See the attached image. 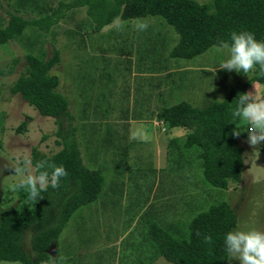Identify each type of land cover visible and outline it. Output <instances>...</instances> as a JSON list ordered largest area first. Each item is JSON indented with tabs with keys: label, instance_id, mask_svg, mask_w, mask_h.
Segmentation results:
<instances>
[{
	"label": "rangeland",
	"instance_id": "374dc122",
	"mask_svg": "<svg viewBox=\"0 0 264 264\" xmlns=\"http://www.w3.org/2000/svg\"><path fill=\"white\" fill-rule=\"evenodd\" d=\"M45 1L54 8L59 1L73 0ZM44 3L0 0V27L13 12L27 19L50 14ZM141 23L145 25L143 30L136 28ZM94 24L87 6H72L47 31L30 25L18 38L0 44V212L8 208L21 211L33 205L25 190L14 187L22 176L35 174L34 166H25L23 161H30L33 146L46 153L57 151L61 147L57 144V129L76 126L84 163L96 168L99 162L104 181L98 197L72 213L56 243L51 245L49 252L53 258L59 257L60 264H175L157 254L149 234L150 224L155 222L173 236L183 238L188 236L193 216L222 200L229 202L237 214L234 229L264 231V142L252 146L247 135L241 137V180L231 181L227 188L211 185L204 177L197 146L180 158L168 151L159 133L158 144L150 133L129 134L126 118L139 111L130 73L121 57L125 50L134 55L128 52L133 48L130 42L138 49L148 42L156 45L157 49L149 52L151 57L159 56L168 66H175L172 78L177 76L183 82L175 102L184 100L195 106L223 99L234 84L249 79L253 70L245 74L217 68L228 52L220 45L192 58L171 56L179 34L159 15L117 18L98 31H93ZM54 49L59 50L60 61L51 72L58 75V90L69 100L74 115L71 124L66 116L57 122L39 114L20 94L10 92L11 84L24 68L26 54L48 58ZM205 67L214 72L207 73ZM200 72L208 77L209 88L193 81ZM83 80L95 82V98L88 92L80 99ZM69 83L74 93L76 89L77 97L72 96ZM82 88L90 89L86 85ZM246 92L253 93L256 100H264V83L251 81ZM145 106L153 105L139 104L138 108ZM158 128L165 136L167 127ZM94 145L101 149L100 158H94ZM126 150L132 151L129 158ZM21 167L26 170L15 171ZM32 235L33 228L28 227L22 236V246L31 257ZM0 264L19 261L2 260ZM227 264L238 262L228 260Z\"/></svg>",
	"mask_w": 264,
	"mask_h": 264
},
{
	"label": "trees",
	"instance_id": "16d2710c",
	"mask_svg": "<svg viewBox=\"0 0 264 264\" xmlns=\"http://www.w3.org/2000/svg\"><path fill=\"white\" fill-rule=\"evenodd\" d=\"M44 2V9L51 13L42 17L27 19L11 13L0 27V44L18 38L30 25L47 31L57 17L65 16L68 9L79 5L88 7L95 22L93 31L117 18L163 17L179 34L170 50L173 57L192 58L213 45L230 44L233 31H249L257 40H264V0H210L202 3L198 0H73L59 1L54 8ZM25 60L10 92L20 94L39 114L57 122L66 116L71 124L74 115L69 101L58 90V75L51 72L60 61L59 50L54 49L48 58L28 53ZM258 71L256 68L249 79L234 84L221 100H209L201 106L182 100L162 106L156 113L157 119L168 129L181 127L187 130L184 139H170L168 151L184 158V152L197 146L204 177L213 186L227 188L231 181L241 180L244 160L239 139L247 135L248 125L233 118L231 113L238 95L246 92L251 81L264 83V75H258ZM233 131L238 134L233 135ZM76 132V126L69 130L58 128L57 144L61 147L53 153L32 147L30 161L33 166L42 160L63 165L66 175L58 181L57 187H47L41 192L38 199H28L25 193L27 200L33 202L31 207L21 211L8 208L0 212V261L60 264L59 257L53 258L49 252L51 245L56 243L72 213L98 197L104 181L99 165L89 168L84 163ZM237 221L233 206L222 200L192 217L186 237L177 238L155 222L150 224L149 234L157 254L175 264H227L229 258L224 251L223 236L234 230ZM28 227L33 228V257L22 246V236ZM205 236L211 237V241L205 242Z\"/></svg>",
	"mask_w": 264,
	"mask_h": 264
},
{
	"label": "clouds",
	"instance_id": "9594fccd",
	"mask_svg": "<svg viewBox=\"0 0 264 264\" xmlns=\"http://www.w3.org/2000/svg\"><path fill=\"white\" fill-rule=\"evenodd\" d=\"M144 27L142 23L136 25L139 30ZM229 38L230 44L220 45L228 49L227 56L216 67L245 74L258 68L257 74L264 75V40H257L251 32L244 30L233 31ZM231 114L233 118L247 123V142L250 145L264 142V100H256L253 93H241ZM237 134L238 131H233V135ZM30 163L29 160L23 161L25 166ZM34 169L35 174L22 176L14 185L17 189L25 190L28 199L40 198L41 192L47 187H57L58 181L66 175L63 165H53L43 160L37 162ZM25 170L24 167L15 169L18 172ZM204 241L210 242L211 237L205 236ZM223 246L229 260H235L238 264H264V231L255 228L229 230L223 236Z\"/></svg>",
	"mask_w": 264,
	"mask_h": 264
},
{
	"label": "crops",
	"instance_id": "0c3cea01",
	"mask_svg": "<svg viewBox=\"0 0 264 264\" xmlns=\"http://www.w3.org/2000/svg\"><path fill=\"white\" fill-rule=\"evenodd\" d=\"M129 48L128 52L129 55L126 52H123L125 54L122 55V59H124V64H126V67L130 73V78L132 83V91L133 96L137 97V99H134L137 102V109L139 113H137L135 116L127 117L126 121L129 130V134L132 132H140V133H150L151 136L155 139L156 144L161 141L159 138L161 136L162 140L164 141V145L169 144L170 139L173 138H182L185 136L187 130L185 128L176 127L172 129L165 130L163 133H166L164 136L162 132L160 133L159 128L162 124L156 117V113L159 108L162 106H168L172 105L175 102L176 96L178 95V91L183 86L182 80H178V77L175 76L172 78V75L176 74V70H174V67L172 64L168 66L166 63H164L163 59L159 56H152L149 54V52L156 50L157 46L154 44L149 45V42L146 43L143 48L138 49L134 47ZM136 46V45H135ZM128 47V46H127ZM126 47V48H127ZM136 48V50H134ZM131 49V50H130ZM123 62V61H122ZM155 65V66H152ZM204 69L207 73L208 72H214V70H211L209 67H205ZM214 69V68H213ZM201 73V72H200ZM215 74V73H214ZM207 78V79H206ZM197 84L198 82L207 85V88H209V79L206 77L203 73L201 75H194V80ZM86 85L90 87V89H83L82 87ZM68 88L70 89L71 93H74V89L71 87V84H68ZM83 89V91H82ZM95 82H90L83 80L81 82V88H80V99L83 98V96L86 97L87 93L90 92L88 95H91L95 98ZM183 89V88H182ZM69 93V95L71 94ZM75 95L77 97L76 89L75 93L72 94V96ZM71 96V97H72ZM79 96V95H78ZM74 100V97H72ZM69 101V100H68ZM75 102V100H74ZM139 104H152L153 106L150 107H142V109H139ZM145 121V122H144ZM150 121V122H149ZM152 125H150V124ZM184 132V135H182ZM160 136H159V134ZM118 136L119 134L116 133ZM113 136V133H112ZM167 137V138H166ZM101 149L98 148V146L94 145V148L92 149V152L95 154L94 158H100L101 157ZM108 152L110 150H107ZM127 154H128V150ZM106 152L104 150L102 153ZM132 152V151H131ZM128 155V158L130 157V153ZM97 161V160H96ZM96 165H100L99 162Z\"/></svg>",
	"mask_w": 264,
	"mask_h": 264
}]
</instances>
